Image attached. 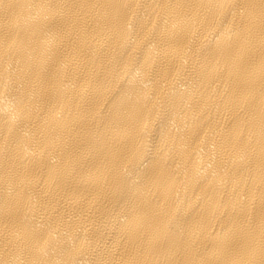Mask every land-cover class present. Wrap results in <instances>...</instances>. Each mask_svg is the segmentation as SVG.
<instances>
[{
	"label": "bare ground",
	"instance_id": "1",
	"mask_svg": "<svg viewBox=\"0 0 264 264\" xmlns=\"http://www.w3.org/2000/svg\"><path fill=\"white\" fill-rule=\"evenodd\" d=\"M0 264H264V0H0Z\"/></svg>",
	"mask_w": 264,
	"mask_h": 264
}]
</instances>
